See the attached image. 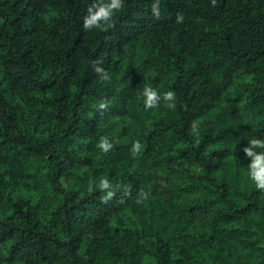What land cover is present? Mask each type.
I'll use <instances>...</instances> for the list:
<instances>
[{
	"label": "trees",
	"instance_id": "16d2710c",
	"mask_svg": "<svg viewBox=\"0 0 264 264\" xmlns=\"http://www.w3.org/2000/svg\"><path fill=\"white\" fill-rule=\"evenodd\" d=\"M91 2L0 0V264H264V0Z\"/></svg>",
	"mask_w": 264,
	"mask_h": 264
},
{
	"label": "clouds",
	"instance_id": "9594fccd",
	"mask_svg": "<svg viewBox=\"0 0 264 264\" xmlns=\"http://www.w3.org/2000/svg\"><path fill=\"white\" fill-rule=\"evenodd\" d=\"M125 6V0H92L89 4L85 15L83 16V28L86 30L105 29L112 26L116 13L120 12ZM154 14H159L157 3L152 4ZM182 19L181 17H178ZM95 71L102 80H111V73L106 71L99 63L95 67ZM143 105L146 109H153L164 103L166 107L174 109L177 103L176 92L172 89L161 91L153 83L145 81L140 91ZM105 107L103 102L99 105ZM192 132L198 134L197 124H192ZM99 148L107 152L112 147V141L107 136H103L99 140ZM242 151L247 162V176L255 183V186L264 189V136H252L247 138V144L242 145ZM140 148L139 142H133L132 151L135 153ZM96 186L101 189H107L106 197L111 196L112 185L107 176H101L95 181Z\"/></svg>",
	"mask_w": 264,
	"mask_h": 264
}]
</instances>
